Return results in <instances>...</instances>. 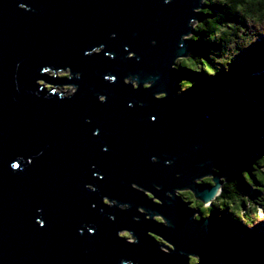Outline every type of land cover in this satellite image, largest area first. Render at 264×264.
<instances>
[{
  "label": "water",
  "instance_id": "water-1",
  "mask_svg": "<svg viewBox=\"0 0 264 264\" xmlns=\"http://www.w3.org/2000/svg\"><path fill=\"white\" fill-rule=\"evenodd\" d=\"M207 1L0 0V264H247L176 193L213 206L264 151V91L175 89Z\"/></svg>",
  "mask_w": 264,
  "mask_h": 264
},
{
  "label": "trees",
  "instance_id": "trees-1",
  "mask_svg": "<svg viewBox=\"0 0 264 264\" xmlns=\"http://www.w3.org/2000/svg\"><path fill=\"white\" fill-rule=\"evenodd\" d=\"M203 6L202 18L189 39L191 57L177 61L180 75L175 89L185 95L203 84L208 89L222 83L241 85L258 100L257 91H264V0H209ZM253 162L240 167L212 208L199 209L202 203L192 193L193 201H188L194 210L214 220L215 250L230 263L264 264V235L258 231L264 227L258 224L259 208L264 211V151ZM234 225H241L242 231ZM249 225L253 228L248 229Z\"/></svg>",
  "mask_w": 264,
  "mask_h": 264
},
{
  "label": "rangeland",
  "instance_id": "rangeland-1",
  "mask_svg": "<svg viewBox=\"0 0 264 264\" xmlns=\"http://www.w3.org/2000/svg\"><path fill=\"white\" fill-rule=\"evenodd\" d=\"M197 25V23L196 24H194V26H196ZM191 36H193V35H189V36H187V37H185L186 39H190L191 38ZM101 52V50L100 51H97V52H93V54L92 55H94V54H97V53H100ZM181 60H183V59H179V60H177V61H181ZM197 71H200L199 69H197ZM50 77L52 76V74L51 73H49L48 74ZM56 77L57 78H60V79H64V78H61V77H66V79L69 77H67V72H64V73H61V74H58V75H56ZM127 84L129 83V79L128 80H126L125 81ZM41 83H44V82H41ZM48 85H51V84H48ZM136 84H134V87H137V85L135 86ZM148 85H145V87H147ZM49 90H52L53 89V87H50V86H46ZM56 91L59 93L60 91L62 92V91H64L66 94H67V92H75V88H63V87H57L56 88ZM67 95H72V94H67ZM264 138V137H263ZM259 155L258 154H256V155H254V156H252V158L251 157H247V158H245L242 162H248V163H250V162H252L253 163V160H254V158H256V157H258ZM176 193H177V195L178 196H180V197H185L186 198V202L187 203H189L188 201H193L192 199H191V195H190V193L191 192H189V191H187V190H185V191H176ZM246 197V196H245ZM191 205V204H190ZM192 206V205H191ZM197 206V205H196ZM195 206V207H196ZM193 207V206H192ZM209 207H211V206H205V205H203V204H199V206H198V208L199 209H207V208H209ZM212 208V207H211ZM259 213H260V216H261V214L262 213H264V211L262 210V209H260L259 208ZM197 214H198V211H197ZM202 217H204V216H202ZM149 218V217H148ZM206 218V217H205ZM152 220H156L158 223H159V221H158V219H155V218H152ZM248 232V231H247ZM125 233L127 234V235H125ZM248 235V234H247ZM119 236L120 237H122V238H124V240H125V242H127L128 244H132V243H134V238H133V236L129 233V232H127V231H122V232H120V234H119ZM148 236H154L153 234H149ZM157 242L160 244V245H162V247H161V249H164V251L165 252H170L169 251V249L170 248H172L171 246H169V244H167V243H165L162 239H159V240H157ZM198 263V259L197 258H195V257H191V263L192 264H195V263Z\"/></svg>",
  "mask_w": 264,
  "mask_h": 264
},
{
  "label": "snow or ice",
  "instance_id": "snow-or-ice-1",
  "mask_svg": "<svg viewBox=\"0 0 264 264\" xmlns=\"http://www.w3.org/2000/svg\"><path fill=\"white\" fill-rule=\"evenodd\" d=\"M170 2H171V0H165V3H170ZM21 7H23V5H21ZM113 38H114V37H113ZM154 43H155V42H153V44H154ZM102 49H104V48H103V47H97V48H94L92 52H87V53H85V55H86V56H92L93 52H97V51H100V50H102ZM132 55H133V53L129 52L128 57H129V56H132ZM128 57H127V58H128ZM108 59L111 60V59H113V57H112L111 55H109V56H108ZM128 59H129V58H128ZM129 60H131V59H129ZM43 71H44V72H47V71H48V68H44ZM104 79H105L106 81H111V83H114V82H115V77H114V76H111V75H109V76H105ZM99 99H100V101H104V100H105V96L100 95V96H99ZM159 99H160L161 101H163V100L165 99V97L162 95V96L159 97ZM101 104H103V103H101ZM141 106H142V105H141ZM129 107H131V105H129ZM151 119H152L153 121H155L156 117L153 116ZM85 122H86V123H91L90 120H86ZM93 135H97V133L94 132ZM103 151H107V149H103ZM152 162H153V163H156V159L153 158ZM29 163H31V161H29ZM11 168L14 169V170H16V169L19 168V165L16 164V163H12V164H11ZM96 179L99 180V179H101V177H100L99 175H97V176H96ZM89 187H90V184L87 185V188H89ZM92 191L94 192V191H95V188H93ZM105 203H107V201H105ZM200 220H201V217H199V216L195 217V221H196V222H200ZM205 221H207L206 218H205ZM36 224L39 225V226H41V227H43V224H42V222H41L40 220H37V221H36ZM258 224H264V214H261V216H260V222H259ZM252 228H253L252 225H249V226H248V229H252ZM90 231H91V229H90ZM125 235H127V234L125 233ZM173 250H174V249H173ZM160 251L164 252V249H160Z\"/></svg>",
  "mask_w": 264,
  "mask_h": 264
},
{
  "label": "clouds",
  "instance_id": "clouds-1",
  "mask_svg": "<svg viewBox=\"0 0 264 264\" xmlns=\"http://www.w3.org/2000/svg\"><path fill=\"white\" fill-rule=\"evenodd\" d=\"M46 73H51L52 74V76H56V75H58V74H61V73H64V72H61V73H58V74H54V73H52L50 70H48ZM60 79V78H59ZM56 90V89H55ZM64 91H60L59 93H63ZM65 93V92H64ZM65 96H71V95H67L66 93H65Z\"/></svg>",
  "mask_w": 264,
  "mask_h": 264
},
{
  "label": "bare ground",
  "instance_id": "bare-ground-1",
  "mask_svg": "<svg viewBox=\"0 0 264 264\" xmlns=\"http://www.w3.org/2000/svg\"><path fill=\"white\" fill-rule=\"evenodd\" d=\"M206 4V3H205ZM208 11V10H207ZM101 53V52H100ZM49 74V73H48ZM129 82H130V79H129ZM135 83H133V85H134ZM241 86V85H240ZM57 87H55V89H56ZM56 93H58V92H56ZM146 219H148L149 220V218L148 217H146ZM170 246V245H169ZM165 252V251H164Z\"/></svg>",
  "mask_w": 264,
  "mask_h": 264
}]
</instances>
